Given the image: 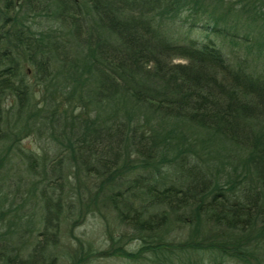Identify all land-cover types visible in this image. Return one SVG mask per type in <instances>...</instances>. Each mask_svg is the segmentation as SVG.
I'll use <instances>...</instances> for the list:
<instances>
[{"label": "trees", "instance_id": "16d2710c", "mask_svg": "<svg viewBox=\"0 0 264 264\" xmlns=\"http://www.w3.org/2000/svg\"><path fill=\"white\" fill-rule=\"evenodd\" d=\"M107 258L264 264V0H0V264Z\"/></svg>", "mask_w": 264, "mask_h": 264}, {"label": "rangeland", "instance_id": "374dc122", "mask_svg": "<svg viewBox=\"0 0 264 264\" xmlns=\"http://www.w3.org/2000/svg\"><path fill=\"white\" fill-rule=\"evenodd\" d=\"M18 2H20V0H18ZM23 148L24 149L29 148L31 150L39 151L37 144L34 142L32 138H28L24 140ZM105 221L108 223L109 226H112V223L110 222L108 216H106V220H104L102 216L98 214H94L93 217L88 216L83 224L75 228L74 235L77 236L79 239L84 240L85 242L92 243L96 247L98 246L101 248H105L106 244L103 243L105 240V235H104V229L106 224ZM70 241L72 244H74L73 239H71ZM61 252L65 257V253H67L68 250H66V248L65 249L63 248ZM61 264H66L64 259ZM95 264H132V263H128L127 261H124L122 259L107 258V259H100L96 261Z\"/></svg>", "mask_w": 264, "mask_h": 264}]
</instances>
